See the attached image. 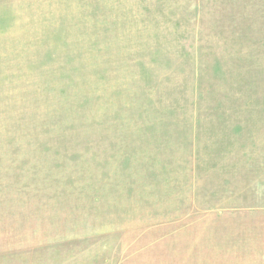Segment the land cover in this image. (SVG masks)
I'll use <instances>...</instances> for the list:
<instances>
[{"label":"rangeland","instance_id":"374dc122","mask_svg":"<svg viewBox=\"0 0 264 264\" xmlns=\"http://www.w3.org/2000/svg\"><path fill=\"white\" fill-rule=\"evenodd\" d=\"M0 264H264V0H0Z\"/></svg>","mask_w":264,"mask_h":264}]
</instances>
